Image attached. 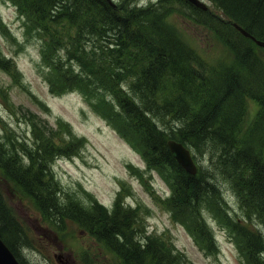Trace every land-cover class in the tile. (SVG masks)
I'll return each mask as SVG.
<instances>
[{"label": "trees", "instance_id": "trees-1", "mask_svg": "<svg viewBox=\"0 0 264 264\" xmlns=\"http://www.w3.org/2000/svg\"><path fill=\"white\" fill-rule=\"evenodd\" d=\"M10 1L49 39L44 59L52 71L53 91L80 89L102 105L103 115L140 152L148 169L167 182L171 194L165 203L174 220L213 248L203 218L207 211L237 235L247 264H264L263 235L231 216L221 194L228 184L245 221L264 223V60L252 40L230 27L234 21L264 41V0H212L228 17L226 22L185 0H158L145 9L123 0L117 7L107 0ZM176 3L189 6L197 22L224 42L230 53L226 61L210 62L165 24L164 16ZM65 27L75 30L73 37ZM60 40H66L63 48ZM248 99L260 111L246 126ZM2 139L0 174L49 223L59 228L76 223L122 264H181L168 242L139 237L140 209L118 200L109 213L98 201L84 206L65 191L52 170L54 156L72 155L77 144L58 148L51 136H39L32 146L20 137L11 139L8 131ZM170 139L186 145L197 164L201 162L196 175L179 166L168 148ZM0 237L21 264H30L22 250L32 246L31 239L1 194Z\"/></svg>", "mask_w": 264, "mask_h": 264}, {"label": "rangeland", "instance_id": "rangeland-1", "mask_svg": "<svg viewBox=\"0 0 264 264\" xmlns=\"http://www.w3.org/2000/svg\"><path fill=\"white\" fill-rule=\"evenodd\" d=\"M107 1L116 7L122 3L121 0ZM157 1L123 0V4L145 9ZM202 1L210 12L228 21L212 0ZM195 16L189 6L176 3L172 4V10L164 19L165 24L177 30L181 39L196 53L212 63L226 61L230 53L224 42L210 27L198 23ZM36 28L9 0H0V53L5 63L0 66V116L3 121L0 135L4 126L11 131V139L20 137L35 146L39 136H51L58 148H62L72 134L81 140V143H76L78 153L64 158L56 153L53 169L65 191L84 206L96 200L111 210L120 197L140 209L139 237H159L168 242L179 255L181 264H247L236 236L222 228L224 221L220 218L209 214L217 220L212 222L207 215L218 244L212 251L205 250L200 240L196 241L184 226L173 219L165 203L170 191L163 177L148 169L140 153L103 118V108L93 109L84 91L54 93L49 82V67L42 56V49L49 39ZM68 32L72 37L75 34L74 29ZM65 44L66 40H60L61 48ZM256 50L264 60V47L258 46ZM60 55L67 57L65 51ZM246 104L248 126L256 116L259 104L253 99H248ZM221 189L228 202L223 207L229 209L231 215L245 220L243 216L246 214L231 187L225 184ZM0 194L13 215L27 229L32 246L24 248L23 256L30 264H64L66 260L68 264H121L102 242L76 223L65 222L59 228L43 219L33 201L2 175ZM247 225L264 237L262 221H252ZM168 244L165 243L166 246ZM60 254L62 262L57 258Z\"/></svg>", "mask_w": 264, "mask_h": 264}, {"label": "water", "instance_id": "water-1", "mask_svg": "<svg viewBox=\"0 0 264 264\" xmlns=\"http://www.w3.org/2000/svg\"><path fill=\"white\" fill-rule=\"evenodd\" d=\"M192 5L200 8L202 10H207L208 7L201 0H187ZM236 29L242 33L245 37L252 39L257 45L264 47V42L256 39L253 35L248 33L244 28L234 24ZM168 147L172 154H174L175 159L179 165L184 168L190 174L197 173V167L193 161L190 151L184 147L182 144L177 143L176 141H169ZM0 264H20L14 254L9 250V248L3 243L0 239Z\"/></svg>", "mask_w": 264, "mask_h": 264}, {"label": "flooded vegetation", "instance_id": "flooded-vegetation-1", "mask_svg": "<svg viewBox=\"0 0 264 264\" xmlns=\"http://www.w3.org/2000/svg\"><path fill=\"white\" fill-rule=\"evenodd\" d=\"M58 260H59L60 262H62V257L59 256V257H58ZM64 264H68L67 260L64 262Z\"/></svg>", "mask_w": 264, "mask_h": 264}, {"label": "bare ground", "instance_id": "bare-ground-1", "mask_svg": "<svg viewBox=\"0 0 264 264\" xmlns=\"http://www.w3.org/2000/svg\"><path fill=\"white\" fill-rule=\"evenodd\" d=\"M111 1H112V0H111ZM111 4H112V6H113V7H116V5H115V4H113V3H111ZM212 117H214V116H212ZM168 130H169V129H168ZM238 164H239V163H238Z\"/></svg>", "mask_w": 264, "mask_h": 264}]
</instances>
